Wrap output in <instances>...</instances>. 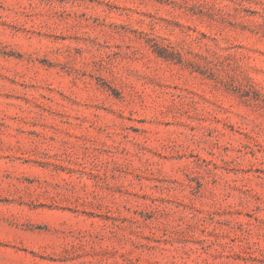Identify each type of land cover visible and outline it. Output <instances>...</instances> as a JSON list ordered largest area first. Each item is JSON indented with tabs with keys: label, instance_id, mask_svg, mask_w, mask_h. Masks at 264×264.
I'll list each match as a JSON object with an SVG mask.
<instances>
[{
	"label": "rangeland",
	"instance_id": "1",
	"mask_svg": "<svg viewBox=\"0 0 264 264\" xmlns=\"http://www.w3.org/2000/svg\"><path fill=\"white\" fill-rule=\"evenodd\" d=\"M0 264H264V0H0Z\"/></svg>",
	"mask_w": 264,
	"mask_h": 264
}]
</instances>
